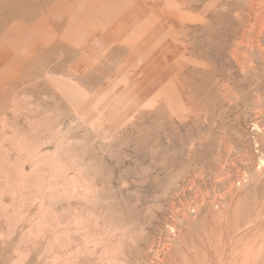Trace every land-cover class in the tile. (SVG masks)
I'll return each mask as SVG.
<instances>
[{"label":"rangeland","instance_id":"rangeland-1","mask_svg":"<svg viewBox=\"0 0 264 264\" xmlns=\"http://www.w3.org/2000/svg\"><path fill=\"white\" fill-rule=\"evenodd\" d=\"M44 12L0 88V264H264V0Z\"/></svg>","mask_w":264,"mask_h":264},{"label":"bare ground","instance_id":"bare-ground-1","mask_svg":"<svg viewBox=\"0 0 264 264\" xmlns=\"http://www.w3.org/2000/svg\"><path fill=\"white\" fill-rule=\"evenodd\" d=\"M52 1L0 0V43L4 42L7 46L4 52L0 54V88L12 72L16 74L22 67L35 64V60L30 59L29 56H24V53L27 51L34 53L35 42L33 40L23 39L22 37L13 42V36H16L22 30L25 23H34L31 29L36 31L37 25L35 22H37L40 14L46 10L49 11Z\"/></svg>","mask_w":264,"mask_h":264},{"label":"crops","instance_id":"crops-1","mask_svg":"<svg viewBox=\"0 0 264 264\" xmlns=\"http://www.w3.org/2000/svg\"><path fill=\"white\" fill-rule=\"evenodd\" d=\"M143 0H137V2H142ZM87 36H89V37H93V36H95V31L93 30V29H90L89 31H88V33H87Z\"/></svg>","mask_w":264,"mask_h":264}]
</instances>
